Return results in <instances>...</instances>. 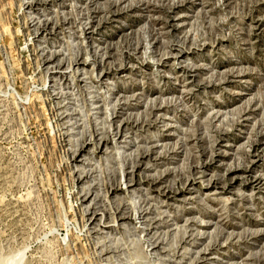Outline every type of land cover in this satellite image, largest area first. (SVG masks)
Returning <instances> with one entry per match:
<instances>
[{"label":"rangeland","instance_id":"obj_1","mask_svg":"<svg viewBox=\"0 0 264 264\" xmlns=\"http://www.w3.org/2000/svg\"><path fill=\"white\" fill-rule=\"evenodd\" d=\"M0 264H264V0H0Z\"/></svg>","mask_w":264,"mask_h":264}]
</instances>
